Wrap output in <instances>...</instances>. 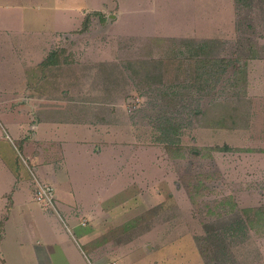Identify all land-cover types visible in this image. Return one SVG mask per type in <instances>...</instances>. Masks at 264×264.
<instances>
[{"label":"rangeland","instance_id":"obj_1","mask_svg":"<svg viewBox=\"0 0 264 264\" xmlns=\"http://www.w3.org/2000/svg\"><path fill=\"white\" fill-rule=\"evenodd\" d=\"M87 1L112 8L87 15L84 30L57 49L65 100L110 106L81 115L129 126L123 135L135 149L124 171L132 176L120 188L126 205L138 198L152 216L128 224V239L99 240L95 258L113 264L112 249L149 245L145 235L175 226L195 233L204 264H264V0H194L191 9L188 0ZM56 230L45 231L49 240ZM15 251L21 259L11 264H34ZM65 255L49 259L70 264Z\"/></svg>","mask_w":264,"mask_h":264},{"label":"crops","instance_id":"obj_2","mask_svg":"<svg viewBox=\"0 0 264 264\" xmlns=\"http://www.w3.org/2000/svg\"><path fill=\"white\" fill-rule=\"evenodd\" d=\"M188 2V9L194 8V0ZM110 6L87 0H0V264L21 259L15 248H24L34 264H57L49 259L56 250L64 251L70 264H75L73 256L101 264L90 248L101 239H128L132 224L152 217L138 198L126 205L127 189L120 188L132 176L124 171L135 149L133 137L123 135L129 126L120 129L111 117L100 122L81 115L112 112L110 106L68 103L65 67L56 55L68 34L84 30L85 17L105 14ZM72 73L78 74V66ZM42 185L55 190L53 206L37 200ZM117 221L123 224L98 231L100 224ZM52 225L57 230L49 240L45 231ZM25 233L37 244L26 246ZM145 240L151 244L135 242L134 249H112L107 257L113 264H204L195 233L161 226ZM39 243L48 248L38 250Z\"/></svg>","mask_w":264,"mask_h":264},{"label":"built area","instance_id":"obj_3","mask_svg":"<svg viewBox=\"0 0 264 264\" xmlns=\"http://www.w3.org/2000/svg\"><path fill=\"white\" fill-rule=\"evenodd\" d=\"M36 194L37 200L41 203L46 204L47 206H53V204L55 203V192L49 186H39Z\"/></svg>","mask_w":264,"mask_h":264}]
</instances>
